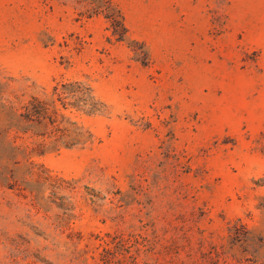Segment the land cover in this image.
<instances>
[{
    "label": "rangeland",
    "instance_id": "rangeland-1",
    "mask_svg": "<svg viewBox=\"0 0 264 264\" xmlns=\"http://www.w3.org/2000/svg\"><path fill=\"white\" fill-rule=\"evenodd\" d=\"M108 4L0 0V264H264V0Z\"/></svg>",
    "mask_w": 264,
    "mask_h": 264
},
{
    "label": "trees",
    "instance_id": "trees-1",
    "mask_svg": "<svg viewBox=\"0 0 264 264\" xmlns=\"http://www.w3.org/2000/svg\"><path fill=\"white\" fill-rule=\"evenodd\" d=\"M107 3L105 6V16L109 19L110 25L112 28V33L116 35V39L120 40L124 38V34L126 33L127 29L124 26L123 18L121 15L117 12H115L113 9H111L109 0H103ZM40 101L36 98H33L31 100V103H39ZM44 116L43 112H41L39 109L35 108L34 105L31 108H27L25 111V118L28 120L33 121H39L40 118Z\"/></svg>",
    "mask_w": 264,
    "mask_h": 264
}]
</instances>
